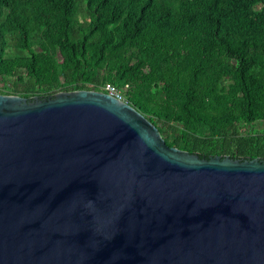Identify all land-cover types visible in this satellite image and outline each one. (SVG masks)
<instances>
[{
	"label": "water",
	"instance_id": "water-1",
	"mask_svg": "<svg viewBox=\"0 0 264 264\" xmlns=\"http://www.w3.org/2000/svg\"><path fill=\"white\" fill-rule=\"evenodd\" d=\"M0 264H264V157L169 146L109 93H0Z\"/></svg>",
	"mask_w": 264,
	"mask_h": 264
},
{
	"label": "trees",
	"instance_id": "trees-1",
	"mask_svg": "<svg viewBox=\"0 0 264 264\" xmlns=\"http://www.w3.org/2000/svg\"><path fill=\"white\" fill-rule=\"evenodd\" d=\"M107 82L169 146L264 157V0H0V93Z\"/></svg>",
	"mask_w": 264,
	"mask_h": 264
},
{
	"label": "built area",
	"instance_id": "built-area-1",
	"mask_svg": "<svg viewBox=\"0 0 264 264\" xmlns=\"http://www.w3.org/2000/svg\"><path fill=\"white\" fill-rule=\"evenodd\" d=\"M103 92L109 93L110 95L115 96L116 98L120 99V100H125L124 95L122 94V92L120 91V89H118L115 85H113L110 82H107L103 85V90H101Z\"/></svg>",
	"mask_w": 264,
	"mask_h": 264
},
{
	"label": "rangeland",
	"instance_id": "rangeland-1",
	"mask_svg": "<svg viewBox=\"0 0 264 264\" xmlns=\"http://www.w3.org/2000/svg\"><path fill=\"white\" fill-rule=\"evenodd\" d=\"M77 19L79 21L87 20V16L85 15L84 10H83V5H80V8H79V10L77 12ZM39 49L42 50L43 48L40 47ZM3 84L7 85V87H10L12 85V83L10 81H3ZM120 91L122 92V94L125 97L124 91H122V90H120ZM261 126H263V124H261Z\"/></svg>",
	"mask_w": 264,
	"mask_h": 264
}]
</instances>
